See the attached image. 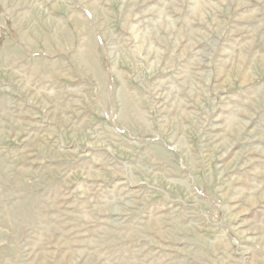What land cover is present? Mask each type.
Returning <instances> with one entry per match:
<instances>
[{
	"label": "rangeland",
	"instance_id": "obj_1",
	"mask_svg": "<svg viewBox=\"0 0 264 264\" xmlns=\"http://www.w3.org/2000/svg\"><path fill=\"white\" fill-rule=\"evenodd\" d=\"M0 264H264V0H0Z\"/></svg>",
	"mask_w": 264,
	"mask_h": 264
}]
</instances>
